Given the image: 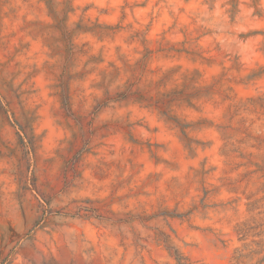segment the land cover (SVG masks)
Wrapping results in <instances>:
<instances>
[{
  "label": "rangeland",
  "instance_id": "374dc122",
  "mask_svg": "<svg viewBox=\"0 0 264 264\" xmlns=\"http://www.w3.org/2000/svg\"><path fill=\"white\" fill-rule=\"evenodd\" d=\"M0 264H264V0H0Z\"/></svg>",
  "mask_w": 264,
  "mask_h": 264
}]
</instances>
